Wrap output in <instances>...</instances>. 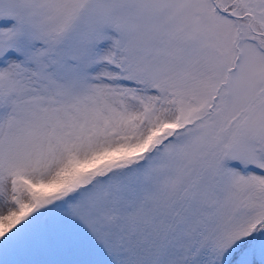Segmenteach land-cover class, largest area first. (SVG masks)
<instances>
[{"label": "snow or ice", "instance_id": "obj_1", "mask_svg": "<svg viewBox=\"0 0 264 264\" xmlns=\"http://www.w3.org/2000/svg\"><path fill=\"white\" fill-rule=\"evenodd\" d=\"M0 264H264V0H0Z\"/></svg>", "mask_w": 264, "mask_h": 264}]
</instances>
